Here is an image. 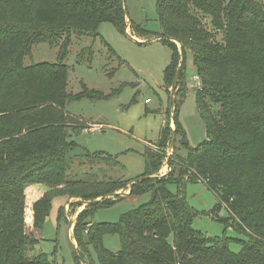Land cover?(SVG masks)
<instances>
[{"label":"trees","instance_id":"obj_1","mask_svg":"<svg viewBox=\"0 0 264 264\" xmlns=\"http://www.w3.org/2000/svg\"><path fill=\"white\" fill-rule=\"evenodd\" d=\"M20 2L21 7L17 0H0V16L5 13L0 26V61L5 62L0 65V264H50L42 253L33 254L38 239L26 227H42L56 195L78 198L81 205L93 201L75 219V264H94L92 252L98 264H264V9L259 0H157L162 34L153 39L172 44L164 81L174 79L180 63L178 80L184 79V55L190 51L200 79L195 97L206 137L192 148L176 120L174 130L161 127L154 143L157 150L146 147L145 172L129 193L150 191L151 199L114 224L89 219L96 206L123 199L116 192L128 182L71 177L69 137L88 124L75 121L69 128L63 113L66 99L108 95L84 93L70 99L61 90L66 86L68 67L63 61L72 36L98 37L104 21L125 33L124 0ZM100 41L118 58L102 37ZM41 42L58 48L57 61L25 64L32 46ZM91 52V47L83 48L79 60L85 53L84 59L91 60ZM211 104L219 106L218 113ZM173 132L174 146L179 137L186 150L179 155L183 159L172 155L167 175L146 178L159 170L167 135L171 143ZM99 160L116 163L99 153L87 154L80 163ZM184 174H190L189 180ZM186 181H199L212 190L218 199L211 209L213 219L245 238L211 237L194 229L196 213L184 195L168 188L171 183L182 187ZM31 184L44 187L36 201L25 199L24 190ZM110 196L115 199H107ZM221 210L227 215L220 217ZM105 234L119 237L117 252L103 246ZM232 244L240 250H231Z\"/></svg>","mask_w":264,"mask_h":264},{"label":"rangeland","instance_id":"obj_2","mask_svg":"<svg viewBox=\"0 0 264 264\" xmlns=\"http://www.w3.org/2000/svg\"><path fill=\"white\" fill-rule=\"evenodd\" d=\"M20 1L17 0V4L21 7ZM156 2L157 0H124L127 16L125 33L111 22L104 21L99 24L98 37L72 36L63 61L68 67L66 86L61 90L65 96L74 99L84 93L108 95L107 98L101 99L86 96L74 100L66 99L63 103L64 123L70 125L69 128L75 121L88 124V128L69 137L73 144L67 151L66 158L71 166V177L91 181L112 179L128 182L126 187L116 192L124 197L123 199L117 198L114 202L94 208L89 219L93 223H117L123 214L151 199L150 191L143 194L128 193L130 183L145 172L146 147L153 152L157 150L154 143L159 138L161 127L167 126L174 130L176 120L187 146L192 148L198 147L206 137V125L197 110L196 87L193 88L192 82L195 69L191 52L188 50L184 55L185 77L177 80L170 106L173 79L164 81V70L171 62L172 44L166 39H153L161 37L162 34ZM259 2L264 9V0ZM4 14L0 16V26H3ZM129 20L135 29L129 24ZM100 37L118 58L107 52ZM175 44L179 50V44ZM87 47L92 48L91 60L84 59L88 57V53L79 60V52ZM57 50V47L45 42L35 44L32 46L31 56L26 57L24 63L56 62ZM2 63L5 62L0 61V65ZM169 74L170 71L167 76ZM146 99L149 101L145 102ZM209 107L218 113L217 104H211ZM179 142L178 137L174 148L169 151L170 135H167L165 158L153 176H165L171 171L172 167L167 163V159L172 155L183 159V156L179 155H185L186 150ZM94 153L108 155L116 163L108 160L80 163L87 154ZM182 177L189 180L190 174H184ZM168 188L173 193L180 192L184 195L188 206L196 213L192 223L194 229L211 237L245 238L228 224L213 219L211 209L218 199L204 183L186 181L182 187L171 183ZM24 192L26 200L36 201L44 193V187L31 184L26 186ZM107 199L115 198L110 196ZM85 206L84 203L80 204L78 198L54 196L49 215L42 227L38 231L31 226L26 227L27 233L38 239L33 254L42 253L50 264H75L76 253L73 246L76 250L78 247L72 231L78 212ZM62 209L64 215L61 217ZM219 215L224 217L227 214L225 210H221ZM69 223L72 226L70 229ZM102 243L110 252L120 249L119 237L116 234H105ZM231 250L237 252L240 247L232 244ZM92 262L98 264L93 252Z\"/></svg>","mask_w":264,"mask_h":264},{"label":"water","instance_id":"obj_3","mask_svg":"<svg viewBox=\"0 0 264 264\" xmlns=\"http://www.w3.org/2000/svg\"><path fill=\"white\" fill-rule=\"evenodd\" d=\"M135 39V38H134ZM135 41H137L136 39H135ZM180 46V45H179ZM179 51H180V54H182V49L181 48H179ZM181 65H182V63H180L179 64V67H178V69H177V71H176V73H175V76H174V79H173V82H172V86H171V96H170V106H171V101H172V95H173V93H174V90H175V86H176V82H177V80H178V77H179V74H180V69H181ZM174 140H175V133L173 132L172 133V136H171V143H170V147H169V151H171L172 149H173V146H174ZM157 175H152V176H147L146 178H150V177H156ZM158 177V176H157ZM145 178V177H144ZM137 181V179L136 180H134V181H132L130 184V186H129V192L131 191V186H132V184L134 183V182H136ZM129 194V193H128ZM127 194V195H128ZM123 195H125L126 196V194H123ZM102 197H100V198H98L97 200H100ZM91 203H93V201H85L84 202V204L85 205H88V204H91ZM72 226H71V223H69V229L71 228ZM73 248H74V251H75V253H76V255H77V250H76V248L73 246ZM84 263H85V261H83ZM86 264V263H85Z\"/></svg>","mask_w":264,"mask_h":264},{"label":"built area","instance_id":"obj_4","mask_svg":"<svg viewBox=\"0 0 264 264\" xmlns=\"http://www.w3.org/2000/svg\"><path fill=\"white\" fill-rule=\"evenodd\" d=\"M192 82H193V88L196 87V88H199L200 87V79L199 77L195 74L193 77H192ZM149 100H145V102H148Z\"/></svg>","mask_w":264,"mask_h":264},{"label":"crops","instance_id":"obj_5","mask_svg":"<svg viewBox=\"0 0 264 264\" xmlns=\"http://www.w3.org/2000/svg\"><path fill=\"white\" fill-rule=\"evenodd\" d=\"M147 100V99H146ZM68 228H69V226H68Z\"/></svg>","mask_w":264,"mask_h":264}]
</instances>
